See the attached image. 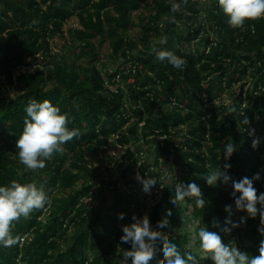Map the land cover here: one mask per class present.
Masks as SVG:
<instances>
[{
	"label": "trees",
	"instance_id": "obj_1",
	"mask_svg": "<svg viewBox=\"0 0 264 264\" xmlns=\"http://www.w3.org/2000/svg\"><path fill=\"white\" fill-rule=\"evenodd\" d=\"M147 1L0 0V184L35 182L52 199L50 206L12 222L13 235L21 239L0 246V264H120L119 248L131 246L120 240L122 226L135 216L147 219L155 231L169 213V231L160 235L173 240L182 254L193 252L186 248V235L173 229L191 219L198 221V229L217 231L224 242L234 240L249 255L259 254L264 238L257 230L259 213L251 217L235 208L231 179L213 186L204 177L209 167L222 169L223 145L232 142L231 178L260 172L254 186L257 194L264 192V18L233 27L216 0H151L152 12L138 22L140 35L127 36L133 11ZM173 3L179 4L176 10ZM72 16L83 27L71 31L74 43H80L79 51H71L88 58L86 66L65 64V54L60 61L50 60L51 41L64 35ZM97 37L110 38L109 60L119 63L114 71L108 64L99 67L91 42ZM155 49L174 51L184 69L156 60ZM31 64L37 65L35 72L14 77L20 66ZM249 75L244 91L247 82L242 80ZM131 76L134 81L128 82ZM239 81L233 103L216 104L220 93ZM8 84L16 87L14 96L3 90ZM32 98L58 105L68 115L67 127L78 129L63 152L45 158L38 169L20 162L15 144ZM133 116L137 120L124 130ZM245 116L248 124L243 123ZM250 129L261 138L256 148ZM117 143L125 147L121 158L109 154ZM91 154H101L96 158L99 167L109 162L103 174L88 165ZM136 172L157 182L147 214L149 196L139 192L144 191L141 185L139 190L119 187L121 181L131 185ZM189 180L200 185L205 206L196 207L195 198L186 197L171 207L176 185ZM58 189L66 192L59 203ZM91 196L98 197L97 204L88 201ZM229 203L234 220L238 215L247 218L224 232V205ZM120 212L125 213L122 219ZM194 257L195 264H212L209 258Z\"/></svg>",
	"mask_w": 264,
	"mask_h": 264
},
{
	"label": "clouds",
	"instance_id": "obj_2",
	"mask_svg": "<svg viewBox=\"0 0 264 264\" xmlns=\"http://www.w3.org/2000/svg\"><path fill=\"white\" fill-rule=\"evenodd\" d=\"M220 10L226 15L230 26L238 27L245 24L246 19L264 18V0H216ZM172 10L179 7L178 3L172 4ZM36 23V21H32ZM155 59L166 60L177 71L184 69L181 58L170 49H155ZM233 109H229L232 111ZM26 113L23 129L15 141L18 149L17 155L22 164L29 169L43 168L45 158H50L54 152H63V145L74 135L78 129L67 127L68 115L60 107L48 99L38 101L29 99L25 105ZM243 123L248 124V117ZM252 136V147L260 143V137L255 135V129L249 130ZM236 150L234 143L223 145L225 163L222 169L209 167L204 181L215 186L218 182L226 183L231 179L235 208L244 210L247 216L255 217L259 213L260 226L258 231L264 236V192L257 194L254 180L260 179V172L252 177L247 175L232 179L228 173L231 164L229 158ZM136 179L141 183L146 193H151L157 187V182L150 176L136 174ZM172 195V194H171ZM175 199L170 201L171 207H176L177 201H184L186 197L195 198L196 207L206 204L200 185L195 180L178 183L174 192ZM52 203L51 196L44 188L38 187L35 182L22 183L15 179L8 184H0V246L9 247L16 244L21 237L13 235L12 222L21 216L28 217L33 209H41ZM227 212L222 231L231 232L233 228L246 222V216L241 215L234 220L233 205L225 204ZM124 212L118 214L123 218ZM171 219V214H166L165 221L156 226L155 231L150 227L147 219L133 216L130 224L122 226L120 240L131 246L124 250L123 256L131 260V264H155L157 256L163 258V264H195V257L191 253L182 254L178 245L171 239L160 235L169 231L166 222ZM199 249L212 261V264H264V238L259 241L258 255H249L241 250L233 240L231 244L225 243L217 231L207 227L198 229ZM159 246V249L157 248ZM162 249V251H161Z\"/></svg>",
	"mask_w": 264,
	"mask_h": 264
},
{
	"label": "rangeland",
	"instance_id": "obj_3",
	"mask_svg": "<svg viewBox=\"0 0 264 264\" xmlns=\"http://www.w3.org/2000/svg\"><path fill=\"white\" fill-rule=\"evenodd\" d=\"M152 12V4H151V0H148L147 2L143 3L141 8H139L136 11H133L132 13V21H133V25L130 26L128 28V30L126 31L127 36L132 37V38H136L138 37V35H140V30L141 27L139 26L138 22L140 20L141 17L147 16L148 14H150ZM182 27H185L184 25L181 24ZM82 24L79 20V18L77 16H72L68 19V21L65 23L63 29H64V35H58L56 37H54V39H52L51 44H52V56L50 58V60L55 63L56 61H60L61 59L66 58V63L68 65H82V66H86L87 65V60L88 58L85 57H78L76 56V54H74L71 50L73 49V47H76V50L79 51V45L80 43H74V40L71 38V31L74 29H80L82 28ZM91 42L94 44L95 47V54L97 57V60L99 61L98 65L99 67H103L102 64H108L109 69L112 71H114L118 66L119 63L118 62H114L113 59H110V56L112 54V45H111V40L110 38L106 37H97L93 40H91ZM195 45V44H194ZM202 46V45H200ZM61 54H65L64 58ZM90 58V57H89ZM30 58H27V62L30 61ZM37 69V65L35 64H31V65H22L20 66L14 73V77L18 75L19 72H24V71H29V72H35ZM252 76H248V77H244V82H247V85L245 86L244 91H246L249 88V82L251 80ZM128 82H133L134 81V77H129L127 79ZM242 81L236 82L232 84V87L230 88H226L224 91H222L219 95V98L216 100V104H232L233 100H234V95H236L239 92L240 89V85L242 83ZM3 90L5 91L6 94H10L11 96H14L17 93V89L14 85L8 84V85H4ZM130 103V101H129ZM133 103V102H131ZM129 105V104H128ZM137 120L136 116H133L130 118L129 123H127L126 125L123 126V129L126 130V128L128 127V125L131 122H135ZM185 130V129H183ZM181 134H184V132H181ZM181 137V135H180ZM117 147H112L109 149V154H112L113 156H116L118 158H121L124 154H125V147L121 148L119 143H117ZM102 154V153H101ZM101 154H99L98 156L91 154L87 156V161H88V165L92 168V169H99V172H101V174L104 173L106 166L109 165V162L107 161H103L104 163L99 167V163L101 160H97V157H101ZM147 152H144V156H146ZM118 173V172H117ZM117 173L113 176V180L116 178ZM136 174H133L131 177L133 178V183L129 186L126 185L125 182L121 181L119 183V187L120 188H124V189H128V190H137L138 187L141 185V183L136 179ZM170 174L169 172H167L166 175ZM108 177V176H106ZM82 186V182H79L77 184V187H81ZM139 190V189H138ZM140 193L142 194H147L149 197L147 198V204H148V208L146 209L145 213L147 214L149 212V209L151 206V200H152V196H153V191L151 193H146L145 191H140ZM56 199H57V203L61 202V200L66 196V192L61 191L60 189H58L55 193ZM109 196H111V194H109ZM88 201L91 202L93 201V204H97L98 203V197L95 196H91L88 198ZM241 215H238L236 218H239ZM198 221L197 220H187V221H183L182 225L175 227L173 229V231H175L176 233H183L186 235V239L188 240V242H186V248L187 249H191V251L193 252V256H199L201 258H208L206 255H203L201 250L199 249V237H198ZM74 232L73 228L70 229L69 234H72ZM233 241L228 242L229 244H231ZM227 243V242H225ZM127 249L126 247H120L119 248V258L118 261L120 262V264H131L130 259H127L123 256V252L124 250ZM158 258V257H157ZM210 259V258H209ZM159 259L156 260V263L158 264ZM160 264V263H159Z\"/></svg>",
	"mask_w": 264,
	"mask_h": 264
},
{
	"label": "built area",
	"instance_id": "obj_4",
	"mask_svg": "<svg viewBox=\"0 0 264 264\" xmlns=\"http://www.w3.org/2000/svg\"><path fill=\"white\" fill-rule=\"evenodd\" d=\"M130 70H131V69L129 68V69L127 70V72H129ZM121 79H122V77H121L120 74H117V75L115 76V80H116L117 82H120ZM22 240H24V238H23Z\"/></svg>",
	"mask_w": 264,
	"mask_h": 264
}]
</instances>
